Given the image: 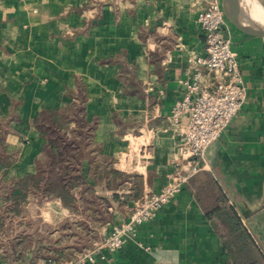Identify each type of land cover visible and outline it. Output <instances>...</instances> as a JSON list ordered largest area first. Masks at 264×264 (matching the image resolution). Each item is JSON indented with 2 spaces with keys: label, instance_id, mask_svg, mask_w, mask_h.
Here are the masks:
<instances>
[{
  "label": "crops",
  "instance_id": "0c3cea01",
  "mask_svg": "<svg viewBox=\"0 0 264 264\" xmlns=\"http://www.w3.org/2000/svg\"><path fill=\"white\" fill-rule=\"evenodd\" d=\"M198 11L192 0H0V130L13 154L2 181L33 177L38 160L57 163L34 122L79 100L100 154L138 184L136 195L130 182L117 192L121 204H111L103 230L122 225L135 201L186 168L168 117L185 91L188 58L205 56ZM225 20L246 91L242 107L208 147L205 170L120 249L82 264H236L225 246L227 223L196 198L206 175L264 255V39ZM81 173L94 186L86 160ZM39 203L44 223L70 217L57 199Z\"/></svg>",
  "mask_w": 264,
  "mask_h": 264
},
{
  "label": "trees",
  "instance_id": "16d2710c",
  "mask_svg": "<svg viewBox=\"0 0 264 264\" xmlns=\"http://www.w3.org/2000/svg\"><path fill=\"white\" fill-rule=\"evenodd\" d=\"M34 124L56 152L58 161L38 160L33 177L2 181L12 164L13 154L5 151L4 132L0 130L1 225L3 214L16 211L19 214L21 206L27 203L31 194L38 196L40 202L57 199L70 213L82 215L86 223L107 222L111 215V204L121 202L117 192L124 190L128 182L134 187V195L137 194L135 178L130 179L114 169L113 159L100 154L98 144L92 141L94 126L85 120L81 101L64 109L42 111ZM85 160L88 162V177L94 180V186L81 173V164ZM18 188L20 192L15 194ZM105 191L111 194H102ZM9 195L14 198L8 199ZM196 198L208 215L227 223L229 238L225 246L236 264H264V255L242 225L235 209L227 204L224 193L212 176L206 175L196 187ZM27 225H33L32 230H24L19 239L26 242L36 237L39 241L42 234L36 232L37 224L29 221Z\"/></svg>",
  "mask_w": 264,
  "mask_h": 264
},
{
  "label": "built area",
  "instance_id": "2783aa9c",
  "mask_svg": "<svg viewBox=\"0 0 264 264\" xmlns=\"http://www.w3.org/2000/svg\"><path fill=\"white\" fill-rule=\"evenodd\" d=\"M199 6L196 21L205 34L204 57H189L183 85L174 103L170 123L178 128V149L186 168H178L162 187L134 202L127 220L104 234L102 240L69 264L93 263L102 250L114 252L134 236L139 225L154 218L158 209L178 195L190 179L205 170V154L242 107L246 91L236 53L230 47L222 0H192ZM203 66L212 76L203 82Z\"/></svg>",
  "mask_w": 264,
  "mask_h": 264
},
{
  "label": "rangeland",
  "instance_id": "374dc122",
  "mask_svg": "<svg viewBox=\"0 0 264 264\" xmlns=\"http://www.w3.org/2000/svg\"><path fill=\"white\" fill-rule=\"evenodd\" d=\"M14 196V195H13ZM11 195L8 199H12ZM27 204L21 206L20 213L3 214L0 223V264H69L78 256L99 243L104 234L105 223H86L82 215L70 213L58 224H48L38 218L40 201L30 195ZM37 224L35 230L42 234L23 242L19 239L25 231H31L28 222ZM34 230V231H35ZM44 249V250H43Z\"/></svg>",
  "mask_w": 264,
  "mask_h": 264
},
{
  "label": "water",
  "instance_id": "95a60500",
  "mask_svg": "<svg viewBox=\"0 0 264 264\" xmlns=\"http://www.w3.org/2000/svg\"><path fill=\"white\" fill-rule=\"evenodd\" d=\"M225 18L239 32L264 39V27L253 22L245 12L242 0H222Z\"/></svg>",
  "mask_w": 264,
  "mask_h": 264
},
{
  "label": "bare ground",
  "instance_id": "6f19581e",
  "mask_svg": "<svg viewBox=\"0 0 264 264\" xmlns=\"http://www.w3.org/2000/svg\"><path fill=\"white\" fill-rule=\"evenodd\" d=\"M245 12L250 19L261 27H264V7H260L255 0H242Z\"/></svg>",
  "mask_w": 264,
  "mask_h": 264
}]
</instances>
